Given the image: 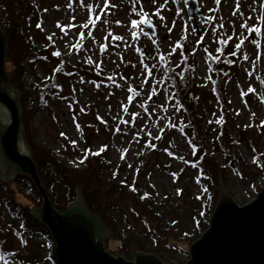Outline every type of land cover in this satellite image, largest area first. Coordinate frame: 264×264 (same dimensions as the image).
Here are the masks:
<instances>
[{"label":"rangeland","instance_id":"rangeland-1","mask_svg":"<svg viewBox=\"0 0 264 264\" xmlns=\"http://www.w3.org/2000/svg\"><path fill=\"white\" fill-rule=\"evenodd\" d=\"M243 1L238 0L237 10V0H198L202 19H192L184 0H29L36 47L60 55L29 67L27 80L47 82L55 74L64 89L53 92L32 115L36 140L70 166H79L88 149L104 153L109 175L146 195L152 206V225L127 208L116 211L120 228L130 224L143 248L110 244V232L103 245L112 256L134 261L138 252L165 264H185L189 251L164 246L151 226L173 225L177 235L197 238L213 214L212 189L193 166V147L164 79L167 64L176 67L192 58L196 85L207 95L202 116L209 148L227 169L225 181L219 179V198L224 188L244 206L264 188V0L250 6ZM158 10L163 20L155 15ZM145 20L155 25L156 36L143 33ZM255 28L261 31L252 32ZM222 43L232 58L225 67L224 105L213 99L205 59L207 51L218 54ZM222 125L239 157L219 147L215 135ZM23 140L24 153L32 155L24 130ZM19 186L29 191L22 181ZM33 239L41 264H57L51 241L40 232ZM0 264L20 262L13 257Z\"/></svg>","mask_w":264,"mask_h":264},{"label":"trees","instance_id":"trees-1","mask_svg":"<svg viewBox=\"0 0 264 264\" xmlns=\"http://www.w3.org/2000/svg\"><path fill=\"white\" fill-rule=\"evenodd\" d=\"M0 7L3 11L0 14V26L4 25L1 28L7 36L6 71L12 86L21 94L24 138L53 208L64 213L70 203L75 201L80 188L89 212L111 232L108 243H114L119 248L142 249L135 229L130 224L120 228L115 213L127 208L140 221L147 225L154 224L156 220L146 195L128 188L124 183H118L114 175H109L110 165L104 153L88 149L81 155L79 166H70L63 163L54 151L36 140L32 115L49 101L53 92L64 89L55 74L47 82L28 81V68L48 61L50 54L54 57L56 52L44 53L36 47L30 34L34 13L29 0H0ZM219 46L218 54L207 51L205 59L212 77L213 99L224 105L225 82L228 77L225 67L232 58L224 52L223 43ZM58 70L61 71L62 68L59 67L56 71ZM163 71L164 79L169 83L173 99L182 114L180 128L193 147V166L202 172L212 189L214 212L219 201V179L225 181L227 169L219 165L209 148L202 116L207 95L196 85L192 58L185 57L176 67L167 64ZM215 138L224 153L239 157L236 146L227 138L225 125L220 126ZM20 181L28 185L27 193L20 188ZM42 201L36 185L28 176L18 175L13 181H0V259L3 263L17 257L20 264H41V255L32 246L35 232L44 234L55 246L49 229L31 213L32 210L41 208ZM18 221H21L20 226ZM151 232L155 240L160 239L164 246L184 252L189 251L190 246L204 234L203 232L197 238L191 234L180 236L173 225L164 226L160 223L154 228L151 226Z\"/></svg>","mask_w":264,"mask_h":264},{"label":"water","instance_id":"water-1","mask_svg":"<svg viewBox=\"0 0 264 264\" xmlns=\"http://www.w3.org/2000/svg\"><path fill=\"white\" fill-rule=\"evenodd\" d=\"M185 1L189 16L201 18L198 1ZM151 24L144 23L143 33L156 36ZM7 49V36L0 26V181L25 175L36 185L43 204L31 213L49 229L57 264H165L155 255L134 252V261H127L105 250L103 242L110 231L89 212L80 188L64 213L53 208L33 156L24 153L21 94L6 71ZM189 255L185 264H264V188L244 206L222 188L209 227L190 246Z\"/></svg>","mask_w":264,"mask_h":264},{"label":"snow or ice","instance_id":"snow-or-ice-1","mask_svg":"<svg viewBox=\"0 0 264 264\" xmlns=\"http://www.w3.org/2000/svg\"><path fill=\"white\" fill-rule=\"evenodd\" d=\"M149 2H150V3H154L155 0H149ZM217 3H219V0H217ZM237 10H238V0H237ZM141 11H142V10H141ZM233 14H235V13H233ZM145 15H147V14H145ZM155 15L160 16V11L158 10V11L155 13ZM160 19L163 20L164 17L160 16ZM261 19H264V17H262ZM144 22H145V23H148L149 27H153V25L151 24L150 21L145 20ZM173 23H174V22H173ZM38 26H39V25H38ZM85 26H87V25H85ZM132 27H133V28L137 27V22H136V21H132ZM244 27H248V26H247V25H244ZM169 31H171V29H169ZM251 31H252V32L259 33V32L261 31V29L255 28V29H251ZM146 35H147V34H146ZM201 39H202V38H201ZM177 47H182V46L179 45V44H177ZM239 47H240V45H237V48H239ZM138 51H139V50H138ZM54 55L59 56L60 53H59V52H56V53H54ZM161 59H163V57H161ZM149 75H151V72H150V71H149ZM97 154H98V153H97ZM0 258H2V257H0Z\"/></svg>","mask_w":264,"mask_h":264},{"label":"bare ground","instance_id":"bare-ground-1","mask_svg":"<svg viewBox=\"0 0 264 264\" xmlns=\"http://www.w3.org/2000/svg\"><path fill=\"white\" fill-rule=\"evenodd\" d=\"M252 1L253 0H244L243 1V5H245V6H250V5H252ZM257 3H258V0H255Z\"/></svg>","mask_w":264,"mask_h":264},{"label":"flooded vegetation","instance_id":"flooded-vegetation-1","mask_svg":"<svg viewBox=\"0 0 264 264\" xmlns=\"http://www.w3.org/2000/svg\"><path fill=\"white\" fill-rule=\"evenodd\" d=\"M185 1V0H184ZM198 1V0H197ZM186 2V1H185ZM186 3H188V2H186ZM188 5H189V3H188Z\"/></svg>","mask_w":264,"mask_h":264}]
</instances>
